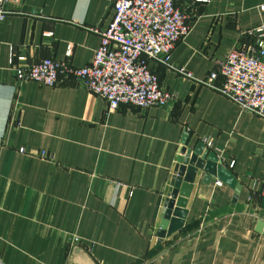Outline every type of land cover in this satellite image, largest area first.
<instances>
[{"label": "crops", "instance_id": "crops-1", "mask_svg": "<svg viewBox=\"0 0 264 264\" xmlns=\"http://www.w3.org/2000/svg\"><path fill=\"white\" fill-rule=\"evenodd\" d=\"M174 2L192 29L172 61L196 80L154 66L177 95L171 108L111 112L72 78L18 84L13 55L26 57L22 65L91 64L100 37L89 29L108 26L113 0H24L0 23L2 264H264V118L201 83L255 43L249 32L264 27V0ZM205 137L240 191L217 177L204 183L203 171L183 227L158 243L174 167Z\"/></svg>", "mask_w": 264, "mask_h": 264}, {"label": "built area", "instance_id": "built-area-1", "mask_svg": "<svg viewBox=\"0 0 264 264\" xmlns=\"http://www.w3.org/2000/svg\"><path fill=\"white\" fill-rule=\"evenodd\" d=\"M23 1L0 0V23L6 20L12 7L22 5ZM191 29L188 16L174 0H113V18L108 26L89 29L100 37L91 64L77 68L67 60L45 58L22 65L26 57L13 55L12 68L18 84L34 81L55 87L67 78L79 81L106 100L111 112L121 106L171 108L177 95L161 86L154 66L167 67L193 80L192 72L175 66L172 61L176 44ZM249 34L256 37L255 43L232 50L201 83L228 98L242 111L264 118V27L259 26ZM66 56H72L71 46ZM202 142L208 149L214 147L210 138L205 137ZM38 157L53 160L44 151ZM260 196L264 198V178ZM72 242L77 244L80 239L75 236Z\"/></svg>", "mask_w": 264, "mask_h": 264}, {"label": "water", "instance_id": "water-1", "mask_svg": "<svg viewBox=\"0 0 264 264\" xmlns=\"http://www.w3.org/2000/svg\"><path fill=\"white\" fill-rule=\"evenodd\" d=\"M203 171L204 183L209 184L212 177H217L223 183L235 188L236 193L240 191L241 184H238L230 170L221 163L217 153L210 151L203 144L194 150L183 148L182 156L174 167L171 185L164 203L165 209L162 211V219L156 232L158 243L183 227L189 200L195 194ZM262 225L263 223L260 224Z\"/></svg>", "mask_w": 264, "mask_h": 264}]
</instances>
